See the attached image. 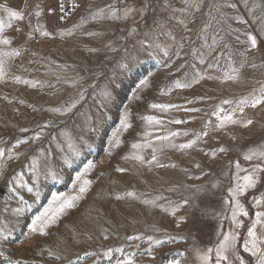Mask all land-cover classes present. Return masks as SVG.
Listing matches in <instances>:
<instances>
[{
	"label": "snow or ice",
	"instance_id": "obj_1",
	"mask_svg": "<svg viewBox=\"0 0 264 264\" xmlns=\"http://www.w3.org/2000/svg\"><path fill=\"white\" fill-rule=\"evenodd\" d=\"M82 4L84 14L80 16L79 21L72 23L70 28L61 26L60 22L67 21L72 13L81 9ZM149 13H152L153 27L143 34V38H137L136 18L144 20ZM51 16L56 17L57 24L49 28L46 21ZM129 21H132V25L125 29L124 38H131L135 43L131 49L123 48V55L115 65L118 71L108 78V83L99 87L95 81L87 84L89 77L78 73L74 77L66 73H55L57 83L63 82L68 88L75 90L62 104L47 109L55 117L65 119L47 120L37 125L38 130L20 128L21 133L30 135L16 138L10 146L0 144V178L7 177L9 193L0 209L2 264H28L23 257L6 251V245L13 242L22 228H26V232L22 233L25 239L19 243L23 246L31 245L34 250L38 249L37 254L41 258L51 259L53 264L61 261H66V264H82L86 257L97 255L89 251H85L83 255L78 254L75 259L63 255L68 251L70 241L79 242L80 234L76 232H73L68 240L58 241L55 247L40 243L41 239L53 235L52 230L60 225L62 218L77 209L79 202L92 191L93 181L87 176L97 167L94 161L89 160L82 171L77 172L73 182L74 195L53 193L43 211L30 218L27 214L32 212L35 203L41 199V177L53 182L61 181L64 168H71L84 149L93 148L94 137L101 124L110 118L108 110L115 100L116 89L120 88L119 77L127 75L140 64L141 57L154 60L172 75L187 69L183 71L182 77L170 80L161 88L160 95H170L175 89H188L201 84L202 81H215L221 86L243 84L246 82V69L264 68V60L257 64L253 55L257 52L264 55L260 47V44L264 43V0H109L102 7L97 6L94 0H67V3L66 0H56L55 6H45L43 0H37L35 3L32 0H21L19 8L11 6L10 0H5L0 3V82L10 80L32 88L40 85L38 80H29L9 72L17 59L24 58L25 54L30 52L28 45L33 41L72 37L77 31H82L89 22H99L103 25ZM82 35L95 38L103 36L104 32L82 31ZM237 44L242 47L237 48ZM105 47L114 53L120 51L111 42ZM88 51L95 52L97 49L88 48ZM31 55L38 56L39 53L31 52ZM29 63L39 64L40 61L29 60ZM59 67L64 69L70 66ZM20 70L28 71L23 64L20 65ZM92 75L99 79L104 74ZM152 75L149 73L135 84L130 100L143 99L142 93L152 87ZM256 83L258 87L244 95L219 99L202 95L195 100L186 101V104L215 101L210 103L207 109L172 103L148 104L151 112L161 115L147 114L140 117L143 121V131L137 134V139L130 142L128 151L120 157L129 167L117 165L114 171L120 174L134 172L136 176H141L145 170L155 172L159 169H175L177 164L167 158L169 151L187 155L189 150H198L210 161L219 160L223 163L221 176L230 179L228 195L223 200V210L216 212L207 205L201 207L195 202L198 196L209 191L207 186H185L181 183L179 187L173 184L166 188L165 191L170 193H179L180 189L188 193H181L178 202L162 192L153 195L134 188L106 193L116 201L139 202L146 208L160 209L177 217L178 228L186 224L188 217L196 212H199L202 218L211 217L219 221L216 241L204 248L197 246L191 233L178 236L165 234L158 237L155 233L160 230L154 225L149 226L146 231L152 232L151 235L137 233L126 237V241H144L147 247L141 250L139 243L128 246L133 250H126L123 246L107 247L102 256L109 264H112L114 258L115 264H144L141 258L155 260L156 249L162 245L187 243L190 239L193 243L189 250L193 252L198 264H264V193L252 195L251 210L254 211L242 202V198L249 192L254 193L258 186H264V143L248 147L239 153L242 160L247 162V166H242L240 159L225 162L224 158L231 151L228 147L220 145L208 151L200 147L211 139H217L218 134H229L230 130L235 128L248 129L257 123L248 115L249 109L259 108L264 111V80ZM48 86L55 87L52 84ZM89 89L95 93L92 98L98 115L88 116L78 107L86 99L85 93L92 95L88 92ZM173 111L201 115L181 120L170 115ZM77 115L84 116L85 122L79 132L68 126V121ZM196 119L202 120L199 130H173L169 127L172 124H187ZM132 128V112L130 107H125L120 114L118 127L108 138V146L105 149L108 157H112L121 147L124 143L123 134ZM182 137L190 138L178 142ZM231 138L236 139L235 136ZM53 158H58L55 167L51 163ZM7 161L20 162V167L26 169V172L13 170L9 174ZM195 167L201 168V165L197 163ZM184 171L187 175V169ZM201 172L208 174L203 173V169ZM189 179L198 180L200 177ZM220 183L217 179L211 184V189L218 188ZM9 201H15V207H11ZM182 208H185L186 212L177 215ZM225 220L228 222L227 229L223 223ZM25 221L28 222L24 223ZM245 221H248L247 225ZM241 230H244L243 235ZM101 236L103 240H108L110 233L104 229ZM86 238L89 241L93 239L87 234ZM184 255L183 251L176 252L167 264H182L179 257ZM93 264H99V261L94 260Z\"/></svg>",
	"mask_w": 264,
	"mask_h": 264
},
{
	"label": "rangeland",
	"instance_id": "obj_2",
	"mask_svg": "<svg viewBox=\"0 0 264 264\" xmlns=\"http://www.w3.org/2000/svg\"><path fill=\"white\" fill-rule=\"evenodd\" d=\"M50 1L43 0V4L46 6ZM32 2L35 3L37 0H32ZM94 2L97 6L102 7L109 0H94ZM11 6L19 8L21 0L12 2ZM82 14H84V8L67 27L70 28L72 23L78 22ZM136 24L138 25L137 38H143V34L153 27L152 13H149L144 20L137 17ZM131 25L132 21L127 23H105L103 25L99 22H89L85 24L82 31H103L104 35L93 38L82 35V31H77L74 36L66 39H60L59 37L49 40L40 39L37 45H32L31 42L28 45L30 52L26 53L24 58L17 59L9 72L10 74L22 75L29 80H38L40 85L32 88L29 85L16 84L10 80L0 82V144L10 146L16 138L30 135V133H21L20 128L38 130L37 125L47 120L62 121L65 119L64 117H55L47 109L62 104L68 99L69 95L74 94L75 90L68 88L63 82L57 83L55 73L61 75L66 73L68 76L73 77L78 73L81 76L89 77L87 84L95 81L99 87H103L104 84L108 83V78L118 71L115 65L120 56L123 55V48L131 49L133 43H135L131 38H124L125 29ZM10 34L15 35L13 32H10ZM109 42L119 48L120 51L114 53L108 50L105 45ZM236 47L240 48L242 46L237 44ZM260 47L264 51V43H261ZM88 48H96L97 51L89 52ZM31 52L39 53V55L32 56ZM253 55L257 64L264 60V55L260 52ZM29 60H38L40 63H29ZM141 61L130 73L119 77L120 88L116 89L115 100L108 110L110 118L101 124L99 132L94 137L93 148L91 150L84 149L80 158L75 161L71 168H64L61 173V181L45 180L42 176L41 199L35 203L32 212L27 214L30 218L32 215L43 211L48 206L53 193L74 195L73 182L77 172L82 171L89 160L94 161L97 167L87 176L88 179L93 181L92 191L84 200L79 202L77 209L62 218L60 225L52 230L53 235L40 240L42 245L55 247L58 241L68 240L73 232L79 233V242L70 241L68 251L64 252L63 255L75 259L78 254L83 255L85 251L97 254L96 256L86 257L82 264H93L94 260H98L99 264H109L102 256V252L107 247L123 246L126 250H133L129 249L128 246L139 243L141 250H143L147 247L144 241H126V237L137 233L151 235L153 233L146 231V229L153 225L160 230L155 233L158 237L165 234L178 236L191 233L195 237L197 246L201 248L211 246L216 241V232L219 227V221L216 219L211 217L202 218L199 212H196L188 217L186 224L178 228L176 227L177 217L171 216L160 209L146 208L139 202L116 201L108 197L106 193L134 188L139 191H148L153 195L162 192L173 201L178 202L181 199V193L185 195L188 193H184L183 189H180L179 193H170L165 191L166 188L171 187L173 184L179 187L181 183L185 186H207L209 191L198 196L195 202L201 207L207 205L216 212L222 211L224 208L223 200L228 195L227 189L230 186V179L221 176L223 163L219 160L216 162L210 161L203 152L198 150H189L187 155L169 151L166 155L171 162L177 164L175 169H159L155 172L145 170L141 176H136L134 172L116 173L114 169L117 165L129 167L120 157L128 151L130 142L137 139V134L143 131V121L140 117L147 114L161 115L149 110L148 104L150 102L172 103L207 109L209 104L215 103V101L208 103L196 102L194 104H186V101L195 100L202 95L214 96L217 99L244 95L254 87H258L257 81L264 80V68L255 70L249 68L245 70L246 82L243 84L221 86L215 81H202L201 84L194 85L191 88L175 89L170 95H160L159 90L161 88H164L170 80L182 77L183 71L187 69L172 75L169 70L164 69L154 60L141 57ZM21 64L28 69L27 72L20 70ZM60 65L70 67L61 69ZM93 73H103L104 75L97 79L92 75ZM149 73L153 74L151 76L152 87L142 93V100H130L129 97L132 95L135 84L140 79L148 76ZM49 84L55 85V87H49ZM88 92L92 93V90L89 89ZM94 95L95 93H92V95L85 93L86 99L78 106L88 116L99 114L92 98ZM20 101H23V103H20ZM125 107L131 109L133 128L123 134L124 143L112 157H108L105 151L108 146V138L118 127L120 114ZM170 115L176 119L188 120L190 117H199L201 114L173 111ZM248 115L257 123L248 129L235 128L230 130L229 134H218L217 139H211L207 144H202L200 147H203L205 151L220 145L228 147L231 151L224 158L225 162L240 159L242 166H247V162L242 160L239 153L248 147L264 143V126H262L264 125V111L259 108L256 110L249 109ZM84 123V116L77 115L68 121V126L70 129L74 128L79 132ZM201 125L202 120L196 119L187 124H172L169 127L173 130H199ZM84 131H87L86 126ZM232 136H235L236 139L233 140ZM189 138H179L178 142H184ZM51 163L55 167L58 158H53ZM197 163L201 165V168L195 167ZM185 169H187V175ZM201 169H203V173L208 174H202ZM13 170L26 172V169L20 167V162L7 161V172L11 174ZM196 176H199L200 179H189V177ZM6 179L7 177L0 178V209H2L9 195ZM217 179L221 181L220 186L211 189V184L215 183ZM260 193H264V186H258L254 193L249 192L246 197L242 198V202L251 210L252 195H259ZM9 204L11 207H15V201H9ZM185 212L186 209L182 208L177 215H182ZM223 223L225 229H227L228 222L225 220ZM247 223L248 221H245L246 225ZM104 229H107L110 233L108 240L102 239L101 232ZM243 231L241 230L242 235ZM23 232H26V228H22L21 232L16 234L13 242L6 245V251L14 256L23 257L28 261V264H53L51 259L41 258L37 254L38 249L34 250L31 245L23 246L19 243L20 240L25 239ZM86 234L91 235L93 239L87 240ZM192 243L191 239L187 243H166L156 249L155 260H149L146 257L141 259L144 264H167L176 252L183 251L185 255L179 257L182 264H198L193 252L189 250ZM116 255L119 256L118 253ZM0 264H2V261H0ZM57 264H66V261L57 262ZM112 264H115V258Z\"/></svg>",
	"mask_w": 264,
	"mask_h": 264
},
{
	"label": "built area",
	"instance_id": "obj_3",
	"mask_svg": "<svg viewBox=\"0 0 264 264\" xmlns=\"http://www.w3.org/2000/svg\"><path fill=\"white\" fill-rule=\"evenodd\" d=\"M16 0H10V3L14 2ZM5 0H0V3H4ZM55 3H56V0H51L50 3L46 6H55ZM66 3H67V0H66ZM84 8L83 4H82V7L81 9H79L77 12L75 13H72L68 20L67 21H62L60 22L61 26H68L76 17L77 15L82 11V9ZM46 24L49 28L55 26L57 24V20H56V17L55 16H51L48 18V20L46 21ZM14 33V32H13ZM15 34V33H14ZM40 41H33L32 42V45H37L39 44Z\"/></svg>",
	"mask_w": 264,
	"mask_h": 264
},
{
	"label": "bare ground",
	"instance_id": "obj_4",
	"mask_svg": "<svg viewBox=\"0 0 264 264\" xmlns=\"http://www.w3.org/2000/svg\"><path fill=\"white\" fill-rule=\"evenodd\" d=\"M22 39V38H21Z\"/></svg>",
	"mask_w": 264,
	"mask_h": 264
}]
</instances>
